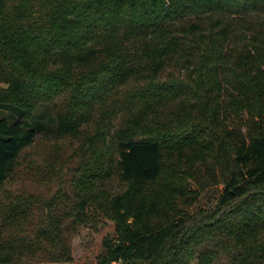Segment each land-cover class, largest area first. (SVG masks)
<instances>
[{"label":"trees","instance_id":"obj_1","mask_svg":"<svg viewBox=\"0 0 264 264\" xmlns=\"http://www.w3.org/2000/svg\"><path fill=\"white\" fill-rule=\"evenodd\" d=\"M42 103L76 147L38 181L68 167L75 198L30 188ZM0 106V264L73 260L104 216L95 264H264V0H0ZM207 162L223 190L190 212Z\"/></svg>","mask_w":264,"mask_h":264},{"label":"rangeland","instance_id":"obj_2","mask_svg":"<svg viewBox=\"0 0 264 264\" xmlns=\"http://www.w3.org/2000/svg\"><path fill=\"white\" fill-rule=\"evenodd\" d=\"M15 112V109L12 110L9 109V107L6 108L0 106V116L9 114L17 115L18 113ZM36 114L37 119L41 125H43V128L39 129L37 132V141L33 144V146L27 148L28 158L26 161L29 163L31 168L29 170V184L31 185L30 188L39 190L50 189L52 194H58L57 191L60 190V183H66L63 188L66 192H69L70 195L66 199L75 198L74 190L76 189V186L69 179H67L71 174V170L68 167L64 169L66 178L63 179V182L62 180L58 181V174L38 181L39 172L37 164L38 161L41 162L42 158L44 157V152L51 147H58L60 149L59 151L63 153L64 157H67L69 154H74L76 143L55 138L57 130L54 119V111L48 103L40 104L36 109ZM70 160L73 163H77L76 155H74V157H72ZM208 163L209 162L200 166L199 180L191 179L193 188H197L198 191H200V194L195 203L189 207L190 212H195L200 208L207 209L215 205L218 201L219 194L223 190L222 188L224 186V181L222 176V167L218 164L208 167ZM63 200L64 198H62V201ZM72 219L73 217L70 216L68 217L67 221L70 222ZM101 220L98 230L92 228L90 224H81L78 227V230L76 231L73 238V260H61L58 262L26 261L23 264H95L97 255L103 249V238L107 234H113L115 232V223L112 219L104 216ZM228 261V257L221 256V258H218V256H215L211 264H227ZM203 262L204 259L201 257L199 258L198 255H195L191 259V264H203Z\"/></svg>","mask_w":264,"mask_h":264}]
</instances>
